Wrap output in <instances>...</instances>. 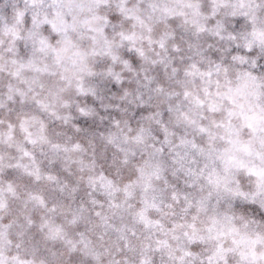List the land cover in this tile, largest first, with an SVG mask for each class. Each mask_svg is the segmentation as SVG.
<instances>
[{"label": "clouds", "instance_id": "obj_1", "mask_svg": "<svg viewBox=\"0 0 264 264\" xmlns=\"http://www.w3.org/2000/svg\"><path fill=\"white\" fill-rule=\"evenodd\" d=\"M246 73L264 106V0H0V264H177L183 248L182 264H202L214 242L167 229L203 197L202 231L227 212L264 232L257 177L233 168L215 190L187 171L225 176L183 114L201 120L192 98ZM256 152L236 156L264 168Z\"/></svg>", "mask_w": 264, "mask_h": 264}, {"label": "snow or ice", "instance_id": "obj_2", "mask_svg": "<svg viewBox=\"0 0 264 264\" xmlns=\"http://www.w3.org/2000/svg\"><path fill=\"white\" fill-rule=\"evenodd\" d=\"M53 29L60 30V26L56 21H50ZM46 44V40L41 38ZM195 67V66H193ZM258 82L256 77L251 73H246L239 78L238 82L233 85L231 82L224 86H219L215 92L205 88L203 96L197 94L192 98L195 105L200 106L201 120L194 117L185 116L189 124L195 126L199 133L207 137L208 147L197 144L194 140L191 142L193 149L198 150L209 158H216L223 162L225 176H221L215 168H210L205 173V169L201 168L199 172L193 169H187L197 180L203 176L204 180L215 190H220L221 187L227 188V184L222 185V180L231 179V169H243L250 176L257 177V191L264 190V168L255 165H249L245 161L237 158V152L251 153L253 151V142L259 140L264 143V106L260 104L252 105L249 101L251 95H258L256 87ZM185 95L188 93L185 91ZM214 96L221 97L217 100ZM227 101V105L224 101ZM228 105H231L230 107ZM207 113H223L219 118L215 116H207ZM207 120V123L201 122ZM234 120L239 121V127H236ZM241 128H247L251 135L245 139L241 136ZM219 136L223 141L221 148L216 147V140ZM182 143L187 141L182 140ZM258 158H264V154L256 152ZM233 194H239L247 197L249 193L242 192L238 188L231 189ZM172 198L178 200L181 196L185 198L186 206L192 205V200L188 198L186 193H171ZM210 195V194H209ZM208 197H203L196 202L197 213L193 214L191 221H184L181 224L179 221L174 222L173 229H167L171 232L174 228L183 227L184 236L189 240L192 239H207L214 242L212 247L207 250V255L202 258V264H228L231 255H238L240 264H264V232L242 230L240 225L233 222V218L227 213L217 215L215 213L208 216V223L204 225L205 231H202L196 221L197 214L200 211H207ZM155 206V205H153ZM141 219L147 224L148 218L141 212ZM152 223L160 224V221H152ZM247 225V221L244 222ZM163 229V226H162ZM226 241L229 242L226 246ZM156 247L171 248L167 239L157 240ZM182 255L174 256L177 264H182L186 256L194 255L195 253L189 248L180 250ZM169 255H173L169 252ZM21 264H24L21 261Z\"/></svg>", "mask_w": 264, "mask_h": 264}]
</instances>
